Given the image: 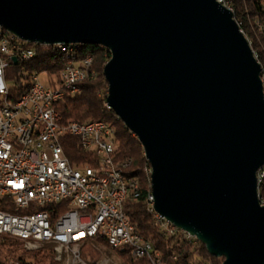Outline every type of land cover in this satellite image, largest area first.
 <instances>
[{
  "label": "water",
  "instance_id": "obj_1",
  "mask_svg": "<svg viewBox=\"0 0 264 264\" xmlns=\"http://www.w3.org/2000/svg\"><path fill=\"white\" fill-rule=\"evenodd\" d=\"M0 26L42 45L106 47V104L144 149L155 210L222 264H264L262 66L231 9L218 0H0Z\"/></svg>",
  "mask_w": 264,
  "mask_h": 264
},
{
  "label": "built area",
  "instance_id": "obj_2",
  "mask_svg": "<svg viewBox=\"0 0 264 264\" xmlns=\"http://www.w3.org/2000/svg\"><path fill=\"white\" fill-rule=\"evenodd\" d=\"M220 2L228 7L227 0ZM71 44L65 45L69 49ZM57 45L32 43L0 26V235L20 239L29 251L53 244L57 260L71 248L78 264L91 263L73 247L105 239L113 249L156 264L159 252L125 211L126 203L134 201L139 177L129 171L130 159L120 158L112 129L100 119L64 123L57 109L82 92L93 56L64 61L59 74L26 69L39 46ZM11 65L27 70L30 91L17 94L18 80H7ZM66 135L78 138L95 160L72 162L63 144ZM149 198L163 230H180L155 210L152 191Z\"/></svg>",
  "mask_w": 264,
  "mask_h": 264
},
{
  "label": "trees",
  "instance_id": "obj_3",
  "mask_svg": "<svg viewBox=\"0 0 264 264\" xmlns=\"http://www.w3.org/2000/svg\"><path fill=\"white\" fill-rule=\"evenodd\" d=\"M229 1L233 4L236 20L238 22L239 19L243 20L241 28L244 30L247 28L248 36L250 37V33L253 37L252 31H250L251 28L248 29L250 24L247 13L252 16L259 15L263 17L264 11L260 7L262 0ZM259 46L260 44L256 40L252 44L253 50L256 53L258 52V61L262 65V76L264 78V51L261 46L259 49ZM79 47L83 56H93V68L96 70L97 76L94 79L82 82V92L58 103L57 109L62 114L64 123L73 120L100 119L114 127L119 156L122 159H130L131 167L129 171L139 177L141 184L139 197L134 198V201H128L125 205V211L135 225L136 231L150 240L155 251L159 252V256L156 257V264H222L223 259L212 256L206 246L196 237L190 236L182 230H178L174 234L163 230L161 221L157 219L155 212L151 210L148 201L152 191L151 168H148L150 163L145 157L144 149L139 139L106 104L108 82L105 79L103 70L106 62L110 59V51L101 45L84 44ZM64 61L65 55L63 52L54 49L52 46H39L36 57L32 61L26 62V69L59 74ZM23 71L25 70H21V65H11L7 71V80L9 82H14V79L19 81L20 74ZM11 89L14 90V87L12 86ZM22 91L17 86V94H21ZM63 144L72 162L80 163L86 160L92 162L93 159L95 160L92 153L83 150L78 138L66 135ZM260 184V198L264 202V179ZM98 243H101L107 249L113 250L123 260L124 264H152L150 259L136 258L129 250L122 251L111 248L105 239H94L83 244L81 254L86 262L92 264L102 256V251L96 248ZM55 259L53 244L46 245L39 250L29 251L20 239L8 234L0 235V264H60Z\"/></svg>",
  "mask_w": 264,
  "mask_h": 264
},
{
  "label": "bare ground",
  "instance_id": "obj_4",
  "mask_svg": "<svg viewBox=\"0 0 264 264\" xmlns=\"http://www.w3.org/2000/svg\"><path fill=\"white\" fill-rule=\"evenodd\" d=\"M218 1L220 2V0H218ZM227 2H228V8L231 9L233 14H234V7H233L232 2L229 1V0H227ZM262 9L264 11V2H263V8ZM247 10H249V9H247ZM247 16H248V20H249V24H250V27H248V29L251 28L250 31H252V33H253L252 35H254L253 37L255 39L251 36V34L249 32L248 33H249L250 37L248 36L247 31H246L247 28L245 30L241 28V24H243V20L241 21L239 19V22L237 20L236 21L238 22V24L240 26V30L243 32V34L247 38V40H248L249 44L251 45V47H252V44L255 43V40H256L257 43L260 44L261 49L264 51V22H263L264 21V16L263 15H261L263 17H260L259 15L258 16L257 15L256 16H254V15L252 16L249 13H247ZM234 18H235V16H234ZM81 45H84V44H82V43H74V44H71L70 48L68 49V47L65 44H58L56 50H58L60 52H63V54L65 55V61L66 60H74L75 58H86L87 56H83L81 54L80 47H79ZM260 46H259V49H260ZM252 49H253V47H252ZM253 52H254V55H255L256 59L258 60V52L256 53L254 50H253ZM93 61H94V59L92 57V60L89 63H87L86 80L94 79L97 76V72L93 68ZM262 70H263V68H262ZM262 78H263V76H262ZM18 83H19V87L23 90L21 92V94H25L26 92L30 91L29 76H28V73H27L26 70L23 71L20 74V78H19ZM263 83H264V78H263ZM2 109H3V101L0 102V112H1ZM108 126H110V128L112 129V131H113V133L115 135L114 127L112 125H110L109 123H108ZM130 167L131 166H130V163H129V170H130ZM151 172H152V169H151ZM263 179H264V166L258 171V182H259V185H261L260 183H262ZM140 193H141V184H140V181L138 180V184L136 185V191L134 193V198L139 197ZM149 197H151V194L149 195ZM149 197H148V201H149V205L151 206V210H152V202H151V199Z\"/></svg>",
  "mask_w": 264,
  "mask_h": 264
},
{
  "label": "rangeland",
  "instance_id": "obj_5",
  "mask_svg": "<svg viewBox=\"0 0 264 264\" xmlns=\"http://www.w3.org/2000/svg\"><path fill=\"white\" fill-rule=\"evenodd\" d=\"M40 78H41V80L45 81L46 77H45V75L41 74ZM9 83L11 84V82H9ZM146 171H147V168H146ZM150 172H151V170H150ZM82 246L83 245H79L78 247H73V248H76L74 250H79L78 253L80 252L81 259L83 261H85L84 258L82 257V254H81ZM96 248H98L102 251V256L100 257V259L98 261L103 262V264H124L123 260L120 257H118L117 254L113 250L107 249L101 243L96 244ZM54 251H55V249H54ZM55 255H56V252H55ZM73 255L74 254H73L72 249L69 248L67 251H64L62 260H57V259H55V260L59 261L60 264H78V261L77 262L74 261Z\"/></svg>",
  "mask_w": 264,
  "mask_h": 264
}]
</instances>
